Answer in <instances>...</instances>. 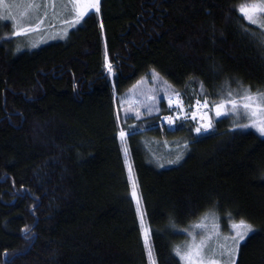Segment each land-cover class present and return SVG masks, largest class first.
Returning <instances> with one entry per match:
<instances>
[{
	"label": "trees",
	"instance_id": "trees-1",
	"mask_svg": "<svg viewBox=\"0 0 264 264\" xmlns=\"http://www.w3.org/2000/svg\"><path fill=\"white\" fill-rule=\"evenodd\" d=\"M258 1L99 0L37 47L0 19V264H182L202 220L246 221L235 264H264V138L230 113L264 104ZM170 97L210 127L160 124Z\"/></svg>",
	"mask_w": 264,
	"mask_h": 264
},
{
	"label": "rangeland",
	"instance_id": "rangeland-1",
	"mask_svg": "<svg viewBox=\"0 0 264 264\" xmlns=\"http://www.w3.org/2000/svg\"><path fill=\"white\" fill-rule=\"evenodd\" d=\"M95 6L96 0H0V19L9 22L15 34L27 36L29 47H37L63 39L70 30L82 23ZM262 8L264 0H259L240 6L238 12L242 15L243 10V17L248 22L251 23L249 18L254 19V25L264 29V12L260 10ZM77 20L80 22L77 23ZM135 93L130 95L133 97L129 101L130 109L150 107L151 98L154 97L153 90L142 87ZM244 97L250 99L242 98L238 105L230 107V113L235 116L241 127L249 125L243 128L250 129L264 138L259 131L264 128L263 95L247 94ZM202 221L189 235L181 263L232 264V259L236 256L235 254L233 257L232 254L238 249L233 237L236 231H240L232 226L239 223H230V235H222L223 230L221 226V230L217 227L216 220ZM244 241H240L239 245Z\"/></svg>",
	"mask_w": 264,
	"mask_h": 264
},
{
	"label": "built area",
	"instance_id": "built-area-1",
	"mask_svg": "<svg viewBox=\"0 0 264 264\" xmlns=\"http://www.w3.org/2000/svg\"><path fill=\"white\" fill-rule=\"evenodd\" d=\"M168 104L174 109L173 113L168 116L162 117L159 121L160 124H163L167 129H172L174 122L178 118H191L196 120L199 126L204 129H208L211 124L210 112L206 103L197 101L194 102L190 112H187L184 108V102L181 97H170L168 98ZM216 111L219 112V108H216ZM171 118L169 121L166 118Z\"/></svg>",
	"mask_w": 264,
	"mask_h": 264
},
{
	"label": "snow or ice",
	"instance_id": "snow-or-ice-1",
	"mask_svg": "<svg viewBox=\"0 0 264 264\" xmlns=\"http://www.w3.org/2000/svg\"><path fill=\"white\" fill-rule=\"evenodd\" d=\"M96 3H99V0H96ZM260 10L262 12H264V8H262ZM241 12H242V18H243V10H241ZM81 19H83V17H81ZM249 19L251 20V23L252 24H255L256 23V20L251 19V18H249ZM79 22L80 21L77 20V23H79ZM260 35H261V37H264V33H261ZM109 70H111V69H109ZM229 95H231V94H229ZM242 98H244V99H250V97H242ZM197 103H199V101H197ZM205 103H207V102L205 101ZM228 103H233V101L229 100ZM215 107L220 108V107H224V105H216ZM244 107H247V105H244ZM220 114H221L220 112H217V115L218 116ZM166 119H168L169 121H171V118L170 117L169 118H166ZM243 127L247 128V127H249V125H243ZM196 131L197 132H200V129L197 128ZM259 131H260L261 135H264V128L259 129ZM120 135H121V137H123L125 135V133L124 132H121ZM179 159H180V157L178 156L176 162H178ZM135 195H136V193L134 191L133 192V196H135ZM137 210L139 211V208ZM232 227L234 229H239L240 230V231H236V235L233 237V239L236 240V242H237V248L239 247V242L245 240L246 237L248 236V234L250 232L254 231V229L252 228V226L250 224H248L244 220H241L239 222V224H234ZM237 237H238V239H237ZM234 255H235V253L232 254L233 257H234ZM232 264H235L234 259H232Z\"/></svg>",
	"mask_w": 264,
	"mask_h": 264
},
{
	"label": "bare ground",
	"instance_id": "bare-ground-1",
	"mask_svg": "<svg viewBox=\"0 0 264 264\" xmlns=\"http://www.w3.org/2000/svg\"><path fill=\"white\" fill-rule=\"evenodd\" d=\"M17 35H18V33H17ZM207 131V130H206ZM200 134V133H199Z\"/></svg>",
	"mask_w": 264,
	"mask_h": 264
}]
</instances>
